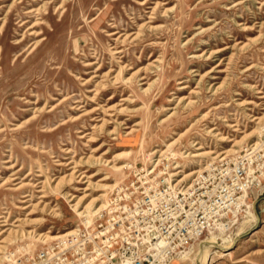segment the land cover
Here are the masks:
<instances>
[{"label":"rangeland","instance_id":"374dc122","mask_svg":"<svg viewBox=\"0 0 264 264\" xmlns=\"http://www.w3.org/2000/svg\"><path fill=\"white\" fill-rule=\"evenodd\" d=\"M37 7L40 14L26 13ZM38 17L34 35L29 26ZM261 95L264 0H0V216L10 224L21 218L22 228L33 230L0 236V264H36L52 240L35 233L88 224L65 195L82 196L76 184L87 183L56 185L71 172V159L94 174L88 200L107 194L96 206L113 189L105 183L118 185L135 169L161 174L180 163L199 170L186 184L202 175L212 187L230 183L226 173L245 166L247 187L235 192L232 212H220L216 229L152 264H264ZM221 135L241 141L233 146ZM170 142L157 165L152 152ZM199 145L214 153L192 156ZM228 148L234 150L223 152ZM113 163L128 166L116 170ZM46 176L57 179L39 202L36 184ZM26 192L30 202L22 201Z\"/></svg>","mask_w":264,"mask_h":264},{"label":"built area","instance_id":"2783aa9c","mask_svg":"<svg viewBox=\"0 0 264 264\" xmlns=\"http://www.w3.org/2000/svg\"><path fill=\"white\" fill-rule=\"evenodd\" d=\"M135 169L116 185L104 206L75 232L45 242L36 264H152L206 231H214L220 212L236 207V191L246 189L245 166L227 172L230 183L203 184V177L176 184L168 172ZM44 242V241H43Z\"/></svg>","mask_w":264,"mask_h":264},{"label":"bare ground","instance_id":"6f19581e","mask_svg":"<svg viewBox=\"0 0 264 264\" xmlns=\"http://www.w3.org/2000/svg\"><path fill=\"white\" fill-rule=\"evenodd\" d=\"M36 1V0H35ZM21 2V0H20ZM237 2V1H236ZM142 3H148L147 1H144ZM159 4V2H156V5L157 6ZM11 5V4H10ZM26 6V5H25ZM154 9V8H153ZM42 8L41 7H37V8H31L29 10L26 11V13H29V14H32V13H36V15L40 14ZM163 12V11H162ZM167 13V12H166ZM162 14V13H161ZM209 17V16H208ZM21 18V17H20ZM150 18V17H149ZM45 20V19H44ZM29 20L28 19H25V20H20L21 22V26L22 25H25ZM139 22V21H138ZM42 23V18H36V20L34 22H32V24L29 26L30 29H33V31L31 32V34H34V35H38L40 32H37V30H35L34 28L37 27L39 24ZM163 24V23H162ZM205 26V25H204ZM114 28V27H113ZM37 29V28H36ZM119 30V29H118ZM40 31V29H39ZM118 31H113L112 34H115L117 33ZM120 33V32H119ZM139 33V30L138 32ZM136 33V34H137ZM142 33V32H141ZM134 37V36H133ZM132 37V38H133ZM131 38V39H132ZM254 39V38H253ZM252 39V40H253ZM40 40H36V44L39 43ZM123 41V40H122ZM20 41H17L16 43H18ZM223 45V44H222ZM33 46V45H32ZM128 47V46H126ZM242 47V46H241ZM244 49V48H243ZM245 50V49H244ZM226 52V51H225ZM198 55V54H197ZM208 55V54H207ZM117 60V59H116ZM212 61V60H211ZM117 62V61H116ZM115 62V63H116ZM111 63V62H110ZM109 68V67H108ZM124 68V65H120V70ZM117 69V67H116ZM95 72V71H94ZM116 73H119V72H116ZM224 74V73H223ZM113 75V74H112ZM111 75V76H112ZM110 76V77H111ZM134 76V75H133ZM117 77V76H116ZM129 77V76H127ZM126 77V78H127ZM124 78V77H123ZM130 78V77H129ZM115 79V78H114ZM126 80V79H124ZM179 83H183V81L179 82ZM151 83L148 85L147 88H145V90H148V88L150 87ZM210 85V84H209ZM182 86V85H181ZM183 88L187 87L186 84H184L182 86ZM215 89V88H214ZM98 91V90H97ZM214 91V90H213ZM94 93V91H93ZM28 98V97H27ZM260 98H264V95H261ZM95 99V98H94ZM90 100V99H89ZM179 100V99H178ZM96 101V100H95ZM48 103V102H47ZM186 103V102H185ZM248 103H251L250 101ZM260 104H263L262 102H260ZM45 105V104H44ZM41 107V106H40ZM104 107V106H103ZM102 107V109H103ZM39 109V108H38ZM120 110V109H119ZM172 110V109H171ZM175 110V109H174ZM173 110V111H174ZM84 111V110H83ZM104 111V110H103ZM107 112V110L105 111ZM81 113V112H80ZM114 113V112H113ZM171 113V112H170ZM164 114V113H163ZM115 115V114H114ZM28 120V119H27ZM103 120V124L109 120L108 118H105V119H102ZM256 120H261V117L260 116H255L252 121H256ZM115 123V122H114ZM20 124V123H19ZM18 124V125H19ZM10 125V124H9ZM137 125V123H136ZM16 125H14L15 127ZM211 126V125H210ZM230 127L233 129L234 132H243L241 129H240V125L238 123H230ZM243 128V127H242ZM206 129V128H205ZM215 128H212V130H214ZM91 130V129H90ZM131 130L128 132V134H131ZM219 134V133H217ZM236 134V133H235ZM254 135V134H253ZM116 136V135H115ZM246 136V135H245ZM90 137V136H89ZM221 138L224 139V140H228V141H231V142H234L233 146H236L238 142L241 141V139H237L234 135L233 136H230V137H227L225 135H221ZM195 143V142H194ZM167 144V143H166ZM173 142H170L167 144V148H160V147H156L154 149V151L152 152L153 154L158 155V157L155 159V163L158 165L161 161H162V158L161 157H164L167 155V153L169 152L170 150V147L172 146ZM256 144V143H255ZM158 146V145H157ZM232 146V147H233ZM255 146V145H254ZM253 147V146H252ZM203 147L202 145H199L196 149L198 151L196 152H189L192 154V156H195V157H199V156H205V155H209V154H212L214 153L213 150H201ZM214 148V147H213ZM195 149V150H196ZM67 150V149H66ZM220 150V149H219ZM232 150H234L233 148H228L226 150H224L223 152H226V153H230ZM218 152V151H217ZM129 153V151L126 152V154ZM187 153V152H186ZM225 153V154H226ZM125 154V153H124ZM188 154V153H187ZM224 155V154H223ZM221 157V156H220ZM75 159V158H74ZM78 159V158H77ZM99 159V158H98ZM195 159V158H194ZM192 160V159H191ZM196 160V159H195ZM67 161V160H66ZM82 161H76V160H73L71 159L69 162H66L65 165L66 166H70L68 167L71 172L66 174V175H63L61 176L59 179H57V183L56 185H59L61 184V182L64 180V179H69L70 181H73V179L76 181V182H82V183H87V185L85 187H81L79 185L76 184V188L75 189H79V190H82L84 191L83 195L82 196H78L76 195V193H70V192H65V195L69 198V201L71 202V205L77 209L78 211V214H82L84 217H86V220L87 222L91 221L92 218H93V215L99 210L101 209L103 206H104V203H101L99 206H96V202L100 201L101 198L100 197H105L107 194L106 193H100L98 196H94L92 197L90 200H88L90 198V196L92 195L91 194V185H92V180H91V177L94 175V174H90V175H87L86 172L89 171V170H83L81 171L80 169V166H81V163ZM99 162V161H98ZM154 163V164H155ZM180 164V163H179ZM179 164H176L172 167L169 168V176L173 179V181L176 183V184H181L183 183L185 180L189 179L190 177H193V175H195L197 172H199V170L196 169H192L190 171H186L184 168H182ZM198 164V163H197ZM207 165V164H206ZM116 170H121L123 168H125L126 166H128L127 164H122V165H117L115 163H113L112 165ZM44 167V166H43ZM94 167V166H93ZM188 167V166H187ZM205 167V166H204ZM187 169V168H186ZM42 170V169H41ZM100 170V169H99ZM42 172V171H41ZM40 172V173H41ZM88 173V172H87ZM102 173V172H101ZM107 175V174H106ZM52 176V175H51ZM97 176V175H96ZM95 177V176H94ZM56 179H52L48 176H46L45 179H42L38 182V184H36V191L39 193V196H37L39 198V202H44L45 200L43 198H46L48 196L47 194V187H48V184H51V181H55ZM94 179V178H93ZM3 180V179H2ZM96 180V179H95ZM104 180H107V179H104ZM100 181V180H99ZM106 182V181H105ZM66 184V183H65ZM10 185V184H9ZM117 185L116 182L114 183H105L104 186L106 187H110V188H114L115 186ZM12 186V185H11ZM99 186V185H98ZM61 189V188H60ZM104 191V190H103ZM63 192V191H62ZM61 192V193H62ZM27 193V192H26ZM32 193V192H31ZM97 193V192H96ZM30 196V197H29ZM36 196V195H35ZM32 195L31 194H25L23 195V198L22 201L23 202H30L32 200ZM20 198V197H19ZM28 198V199H27ZM25 205V204H24ZM29 205H32V203H29ZM29 205L27 206H23V208H26L28 207ZM81 207H84V208H81ZM35 209V208H34ZM40 209V208H39ZM42 209V208H41ZM256 211V210H255ZM254 210L249 212L250 216L252 218H255L257 219L258 216H257V213L255 212ZM5 213V212H4ZM9 214V213H8ZM1 215V214H0ZM0 217H4L1 225L5 226L4 229L0 228V236L4 233V232H19V231H22V234H32L33 233V230H25L24 228H22V224H23V219L21 218H17L15 220V222H12L11 224L8 222L9 219L7 218V216H0ZM21 217V216H20ZM85 222V221H84ZM257 222V221H256ZM33 223V222H32ZM10 224V225H9ZM37 231V230H36ZM52 231L51 230H48V231H38L37 233H35L34 235L36 236H39V238L41 237H45L49 240H54V239H58V238H62V237H65L67 235H70L72 233L75 232V229H69L67 230L66 232H60V233H51ZM12 235V234H11ZM18 235V234H17ZM15 235V236H17ZM21 235V234H20ZM11 240V239H10ZM9 240V241H10ZM231 245H227V246H222L224 249H228V247H230ZM225 249V250H226ZM5 250V249H4ZM216 251H219L218 249ZM3 253V252H2ZM224 254H227L228 252L226 251H223ZM3 255V254H2ZM205 255V254H204Z\"/></svg>","mask_w":264,"mask_h":264}]
</instances>
